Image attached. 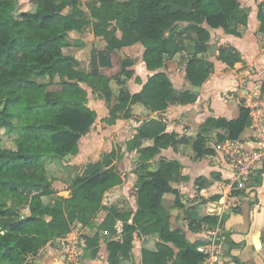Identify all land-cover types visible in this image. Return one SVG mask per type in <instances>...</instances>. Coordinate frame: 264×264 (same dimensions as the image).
Returning <instances> with one entry per match:
<instances>
[{"label": "trees", "instance_id": "1", "mask_svg": "<svg viewBox=\"0 0 264 264\" xmlns=\"http://www.w3.org/2000/svg\"><path fill=\"white\" fill-rule=\"evenodd\" d=\"M81 1L29 0L34 8L17 13V0H0V264H25L29 255L66 236L76 224H92L101 208L109 211L97 232L93 236L82 234L86 257H96L104 239L110 264H126L134 233L140 230L144 236L158 238L155 248L143 247V264H203L206 254L197 248L201 240H187L184 230L172 227L171 216L161 212L166 192H174L175 203L184 206L180 191L171 185L182 163L164 157L157 160L156 156L162 148L172 145L176 149L188 141L166 131L163 112L171 103L196 101L198 92L193 87L201 86L213 70L212 62L198 57L210 49V29L222 27L240 36L241 27L247 25L248 10L240 0H92L86 11ZM171 1L186 8L192 3V11H174L166 4ZM258 18L264 32V2L259 3ZM86 29L106 40L104 52L99 53L97 65L90 71L79 68V60L64 51L71 45L70 31ZM135 43L143 45V61L149 70L165 67L178 53H189L186 77L192 86L178 90L163 70L143 83L135 74L134 59L116 53ZM217 57L230 67L243 60L233 46L218 47ZM40 76L48 80L38 81ZM132 77L143 84L141 90L129 89L127 81ZM112 80L120 85L118 100L104 122L134 119L132 106L138 103L159 112V118L142 120L131 137L119 136L126 141L125 150L103 152L73 178L71 196L58 195L49 164L77 154L81 137L89 133L97 118L81 83L110 102ZM261 89L264 92V81ZM251 118V108L244 104L237 118L209 116L193 141L196 156L214 152L207 146V132L215 130L219 142L238 139L252 124ZM3 133L11 136L13 145L5 142ZM148 139L153 141L145 145ZM125 151L138 152L135 211L103 202L105 193L123 182L115 162ZM196 180L201 185L211 183ZM253 181L260 183V178L248 184ZM244 191L234 186L232 194ZM44 196L52 200L46 202ZM11 198L24 200L30 212L13 218ZM119 219L124 223L121 239H116ZM202 222L217 224L219 215L210 213L191 224L197 228Z\"/></svg>", "mask_w": 264, "mask_h": 264}, {"label": "crops", "instance_id": "2", "mask_svg": "<svg viewBox=\"0 0 264 264\" xmlns=\"http://www.w3.org/2000/svg\"><path fill=\"white\" fill-rule=\"evenodd\" d=\"M240 2L241 6L248 10L247 25L242 27L243 29L241 28L242 35L228 33L222 27L211 28L210 52L198 54L200 59L203 58L213 63V70L204 83L199 86L200 88L196 90L198 92L196 101L185 104L171 103L163 112L166 131L176 132L178 138H187L188 141L178 144L176 149L172 145L162 148L156 156L157 160L164 157L169 160L178 159L182 163L179 172L171 181V185L180 191L184 206L175 203L176 194L174 192H166L162 200L161 212L171 216L172 227H181L187 240L191 242L201 240L198 247L218 246L215 251L212 250V254L207 255L205 253L206 258L203 264H264V168L263 170L260 169L254 177L249 178L246 186L239 187L234 182L233 172L222 155L221 142L217 138L212 140L210 133L207 134V146L212 147L214 152L197 157L193 150V141L201 130L205 119L209 116L237 118L242 104L251 108L253 122L246 127L238 139L253 140L261 129L264 130V117L262 118L264 116V98H260L264 95L261 89L264 81V32L260 30L261 22L258 18L259 3H263L264 0H249V4L243 3V0ZM220 46L237 48L243 60L238 62L235 67L228 66L217 57V49ZM184 54H187L188 62L189 55L186 52L176 54L174 59ZM187 62L184 69L181 70H149L143 61L146 77L143 79L141 75L139 76L144 83L150 75L163 70L169 75L178 90L190 88L192 85L186 77ZM130 80L127 81V86L132 92L141 90L143 84L137 83L135 78L133 81ZM83 84L81 83L87 88V85ZM195 87H193L194 90ZM244 99L245 101L242 102ZM90 104L92 103L89 102L88 105L91 106ZM258 104H263V106L256 110L255 106ZM135 105L132 107L134 108ZM146 112L147 116L142 120L149 119L153 115L159 118L157 111L148 110ZM105 116L107 115H103L101 118L103 119ZM124 120L129 124L127 129H125ZM142 120L119 118L118 123L107 125L112 129L134 130L131 135L133 136L136 133V126ZM91 138L92 135L89 132L82 136L81 140ZM152 141V139L145 140L144 144H151ZM79 146L80 150L77 154H70L65 157L70 160L66 164L73 165V168H82L83 164L76 162V160L81 156L83 150L89 152L97 149V145H87V141L83 145L79 144ZM132 152L138 154L137 151ZM137 166L138 160L133 172H121L123 182L105 193L113 195L110 204L103 201L105 204L107 203L106 205L117 204L116 198L123 195L130 201L132 211L137 210L139 192ZM83 167L84 171L85 166ZM198 178L204 182L211 181V183L201 185L196 180ZM255 178H260V183L253 181V183L248 184ZM234 186L245 191L233 195ZM132 188L134 189L133 194H131ZM216 196L219 198L216 199ZM211 198L215 200H211ZM108 211L106 208H101L93 218L92 224L86 226L80 223L76 224V229L64 236L63 239L60 238L58 241L47 243L41 250L43 254L39 252L38 255H33L27 259L25 264H64L66 261V244L63 241L78 242L80 240L79 242L86 247L82 234L93 236ZM210 213L219 215L217 224L202 222V225L197 228H194L195 223L191 224L192 221H200ZM224 214L226 216L223 217ZM132 216L129 222H132ZM123 223L121 219L117 221L118 235L114 236L116 239H121ZM157 240L156 236H144L140 230H137L134 233L131 256L127 259L126 264H143V247L155 248ZM100 242L99 254L94 258L85 256L83 264H110L107 243L104 239ZM213 253L217 256V260H214L213 257L210 258Z\"/></svg>", "mask_w": 264, "mask_h": 264}, {"label": "rangeland", "instance_id": "3", "mask_svg": "<svg viewBox=\"0 0 264 264\" xmlns=\"http://www.w3.org/2000/svg\"><path fill=\"white\" fill-rule=\"evenodd\" d=\"M92 0H82L83 8L88 11V5L87 3ZM17 8L16 11L19 13L20 11H26L29 9H33L34 6L29 3V0H17ZM243 3L249 4V0H243ZM113 26L117 28V33L122 34L121 29L118 27L116 22H113ZM242 28V27H241ZM243 29V28H242ZM70 39H71V45L64 48L65 53L74 55L79 60V68L85 69L87 71H90L94 66L97 65L99 53L104 52L106 47V40L102 36H97L93 32H90V29H86L85 31H76L72 30L69 33ZM143 45L141 43H135L131 46H125L123 48H120L116 50V53L119 54L121 57H132L134 59V65L133 68L135 69V74L141 75L143 79L146 77V72L143 64ZM210 52V51H209ZM189 54V53H188ZM187 54H184L182 56H178L177 58H172L171 60H168L166 62L165 67H162L161 69H184L185 63L187 62L186 58ZM190 55V54H189ZM190 57V56H189ZM146 67V66H145ZM38 81H46L48 80L47 76H40L36 77ZM130 80V79H129ZM128 80V81H129ZM134 77L131 78L130 81H133ZM83 85H87L84 83ZM133 85V84H132ZM110 88L112 91V97L110 102L107 101L105 98L99 97L98 91H93L91 87L87 86V89H89L87 92L89 93V102L91 108L96 110L97 112V118L95 119V122L91 126L90 133L92 135L91 139H80L79 144H85V141H87L88 144H95L97 145V149L94 151H86L83 150V153L81 156L76 160L78 163L83 164V166H86L89 162H92L96 159H98L101 154L105 151L113 150V148H122L126 149V141L124 139H120L119 136H131L134 132V130H123V128H116L112 129L109 128L107 123H105L102 120L103 115L109 114V108L115 104L118 100V94H119V88L120 85L115 81L112 80L110 82ZM260 98H264V95L260 96ZM242 100V102H244ZM88 102V104H89ZM105 102V103H104ZM218 103V102H217ZM105 105V106H104ZM263 104H258L255 106V109L262 107ZM134 113V119L136 120H142L143 118H146V108L142 104H136L134 108H132ZM264 116H262L263 118ZM261 118V117H260ZM261 118V119H262ZM125 119V118H124ZM130 120V119H127ZM117 121V120H116ZM125 121V129L129 127V124ZM118 123V121L116 122ZM210 133L212 140H216V135L214 130H210L207 132V134ZM4 140L8 145H13L14 141L11 139V136L3 133ZM128 137V136H127ZM85 147V145H84ZM138 160V154L135 152H128L125 151L124 157L118 161L115 162V164L118 166V168L121 170L122 173H129L133 172L134 168L136 167V163ZM67 162H70L69 159L65 158V161H57L56 163L51 162L48 166L49 175L53 177V185L55 189H57V193L63 196H70L71 195V189L70 184L73 178L83 171L82 168H73V165L66 164ZM75 165V164H74ZM134 193V189L132 188L131 194ZM112 194L108 193L104 196V201H106L108 204H110L112 201ZM44 200L46 202H50L52 198L50 196H44ZM211 200H215L211 198ZM119 207L123 210H131V204L127 197L125 196H119L116 198L115 201ZM106 203V204H107ZM9 204L11 205L13 218H17L20 215L27 214L30 212V208L28 207V204L24 202V200L17 199V198H11L9 199ZM74 229H76V226H74ZM73 229V230H74ZM72 230V231H73ZM62 237L61 239H63ZM60 238H56L53 241H58ZM62 241V240H61ZM60 241V242H61ZM80 241V240H79ZM67 242L63 241L66 245V247H71L74 244L78 245V248L83 251V257L85 259V246L82 245L81 242ZM62 243V242H61ZM42 248L39 250L41 254ZM31 254L28 256L27 259L31 258L33 255L39 254ZM68 255H66L67 258Z\"/></svg>", "mask_w": 264, "mask_h": 264}, {"label": "built area", "instance_id": "4", "mask_svg": "<svg viewBox=\"0 0 264 264\" xmlns=\"http://www.w3.org/2000/svg\"><path fill=\"white\" fill-rule=\"evenodd\" d=\"M222 155L233 172L234 182L239 187L246 186L249 178L254 177L260 169L264 168V130H260L253 140L229 139L221 142ZM214 235V233H213ZM218 246H199L198 249L204 253L212 254ZM67 258L64 264H83V251L77 244L65 247ZM217 260L215 253L210 256Z\"/></svg>", "mask_w": 264, "mask_h": 264}, {"label": "water", "instance_id": "5", "mask_svg": "<svg viewBox=\"0 0 264 264\" xmlns=\"http://www.w3.org/2000/svg\"><path fill=\"white\" fill-rule=\"evenodd\" d=\"M167 5H171L172 7H173V10L174 11H179V10H181V11H185V12H191L192 11V6H193V4L191 3L190 5H189V7H183V6H180V5H177L174 1H171V2H169V3H166ZM200 87L199 86H196L195 87V90H197V89H199ZM152 118H157V116L156 115H153L151 118H149V119H147V120H150V119H152Z\"/></svg>", "mask_w": 264, "mask_h": 264}]
</instances>
